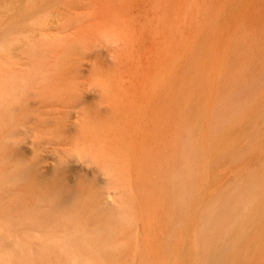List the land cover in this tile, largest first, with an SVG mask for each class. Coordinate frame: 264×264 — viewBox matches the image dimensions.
<instances>
[{"label":"rangeland","instance_id":"rangeland-1","mask_svg":"<svg viewBox=\"0 0 264 264\" xmlns=\"http://www.w3.org/2000/svg\"><path fill=\"white\" fill-rule=\"evenodd\" d=\"M7 69L37 75L31 87L41 110L52 111L56 122L38 133L32 148L20 143L23 163L39 162L41 171L49 167L44 177L64 184L66 194L74 188L84 213L96 195L89 206L124 218L127 223L116 229L139 242L124 244L121 251L129 248L131 259L129 249L127 256L120 251L122 264H138L143 239L148 261L160 243L176 259L161 246L166 254L157 248L149 264H264V0H0V72ZM140 119L149 134L150 123L159 120L166 123L164 138L173 131L171 139L178 141L172 145L168 136L163 141L170 152L158 142L155 150L154 140L144 150L146 157L163 151L172 162L153 152L143 170L140 153L134 173L104 167L107 171L91 174L95 164L84 161V149L97 131L115 128L116 122L118 138L120 126ZM69 123L82 128L79 140L68 134ZM111 128L106 133L114 134ZM87 134L94 137L90 144ZM59 162L66 166L63 176L52 169ZM83 179L86 183L77 184ZM36 182L4 185L6 202L32 205L27 202L44 191ZM173 228L179 236H172ZM170 235L173 247L164 244Z\"/></svg>","mask_w":264,"mask_h":264},{"label":"bare ground","instance_id":"bare-ground-1","mask_svg":"<svg viewBox=\"0 0 264 264\" xmlns=\"http://www.w3.org/2000/svg\"><path fill=\"white\" fill-rule=\"evenodd\" d=\"M8 71L9 70L7 69V71H4L3 73L0 72V74L2 73L1 77H0V156L2 155V157H0V166L3 168V169L0 168V264H122L123 263L122 260H124L123 256H127L126 253L128 252V249H129V248L126 249L127 250L126 253H124V252L122 253L121 248L124 247V244L129 243V242H136V243L139 242L138 238H134L131 236L132 237V239H131V238H129L130 236H128L129 234L126 236L121 235V233H123L122 232L123 230L121 232H118V229H116L117 223H121V224L127 223V222L123 223L124 218H120V219L116 220V216H112V215L109 216L108 215L109 211H106L107 213L104 212L103 213L104 215H102V212H103L102 208H101L102 205L101 206L99 205L101 208L100 210L96 206L92 207L90 205L91 206L90 207L88 205L89 201H91L92 198L88 202L86 201L87 202V204H86L87 205L86 206L87 212L84 213V210L82 209L84 207H82L80 202L78 200H76L77 198H75L76 194L74 193V190H75L74 188H72V190L74 189L73 191L72 190H70V192L67 191L68 193L66 194L65 190H67V189H64L65 187H64L63 183H60V184H63V187H62V186L56 185L55 184L56 182H54V179L52 181L49 178L44 177V175L49 172V170H50L49 167L46 166V168L43 171H41L42 170L41 167L37 166V164L39 162L38 163H30L29 165H26L25 163H23L24 156H25V150H24L25 146L23 147L22 145H20V143L25 140V141H27L29 146L32 148L34 140H35L36 136L38 135V133L41 134L44 131H47V130L49 131V128L51 130L54 123H56V122H53V119L50 118L51 113H53L52 111L41 110V100L39 97H37L36 92L34 91L33 87H31L33 80L37 79V75H35V73L31 74L32 70H30V71L24 70L23 72L19 70L18 71L19 74H15L16 72L14 74H13V72L8 73ZM62 117H66V116L62 115L61 118ZM114 118H113V120H114ZM59 121H62V120H59ZM140 121H141V119H140ZM142 121L145 123V124H142L143 126H141V124L140 125L138 124V123H141ZM142 121L141 122H139V121L138 122H133V121L132 122H125L124 125L122 124L123 126H120L122 129L119 128L121 131H119V135L117 134L118 138H116V122L113 125V126H115V128L112 127L114 130V134L111 133V131H110V133H109V131H108V133H106V131L108 129H110L111 127L105 128L104 126L103 127L105 128V131L104 132H102L103 130L101 132L97 131L98 134H97L96 138L91 137L92 134H94V131H93V133L90 136L91 138L89 139V136H88L89 132H88L87 136H88L89 144H90V140L92 138H94V143H93V145H91V146L89 145V147L84 149V151H87L85 153L88 155V156L84 155L85 156L84 161L90 162L91 164H95V166L90 168L91 174H96L97 172H101L102 168H104V167H107V168L111 169L112 171L115 170L116 167H119V168H117L118 170H116L118 172H121L119 170H122L124 168H125V170L130 168L129 170L134 173L133 166L138 165L139 161H140V167H142V165H144L142 167V169H143L145 166L147 167V165H146L148 163L147 161H149V159H151L150 155L154 152V151L153 152L151 151L153 149V147L155 148V150L160 147L159 145H157V142H158V144L162 145L160 147L161 150L166 149L167 151H169L168 148L165 147V145H167V144L164 145V142H163L166 140L165 138L168 136V134H167L168 131H165V136H166V134H167V136L165 138L163 137V135H164L163 133L165 130L164 125H166V123L163 122V120H159L157 122V124H156V122H155V124L150 123V126L153 127V124L155 126L153 127L154 132H153V128L151 127L150 128L151 133L149 134L148 131H146L144 128V125L147 124L145 122L146 120L145 121L142 120ZM72 123H69L68 128H67V132L71 137L77 138L79 140L80 139L79 138V130L81 131L82 128L79 129V128H77V125H74ZM79 126L83 127V125L81 126V123H80V125L78 124V127ZM169 126L170 125L166 126L167 127L166 130L169 128ZM60 127L61 126H59V128ZM112 128H111V130H112ZM52 129H54V128H52ZM94 129H96V128H94ZM52 131H51V133H52ZM83 133L85 134V131H83ZM170 133L169 134L172 136L173 131H170ZM110 134H112V136ZM175 134H177L176 131H175ZM48 135H49V133H48ZM95 135H96V133L93 136H95ZM170 135L168 136V137H170L169 139H171ZM176 136H178V135H176ZM152 140H154V142ZM167 140H168V138H167ZM172 140H173V142L171 143ZM176 140L178 141V139H176ZM176 140L174 141V139H171V140H169V142L173 145V143L177 142ZM92 141H93V139H92ZM151 141L155 145L152 144L153 147L150 150L151 154L147 155V157H150V158H148V160H146L147 157H146V154H144L145 153L144 150H146L147 146H148L147 149L151 148L150 145H148V143ZM159 141L163 142V144L159 143ZM84 142H85V140H84ZM28 144L26 146H28ZM171 144H169V145H171ZM156 145H157V148H156ZM163 145L165 148H162ZM177 147H178V145H177ZM169 149H171V147ZM166 150H165V152H166ZM176 150H178V149H176ZM28 151H30V150H28ZM147 151H146V153H147ZM160 152H162L161 154H163V151H160ZM160 152L157 151L156 153L159 154ZM171 152L174 153L175 150H173ZM140 153L144 154L145 157H142L143 159L139 158V157H141ZM31 154H32V152H31ZM161 154H159L160 158L163 157L165 160H167L166 156L164 154H163L164 156H162ZM156 155L157 154H155V156ZM168 155H171V157L173 156L171 153H169ZM178 155H176L175 157L178 158ZM152 156H154V155H152ZM159 156L157 157V160L159 159ZM168 158H170V157L168 156ZM137 159L138 160L141 159V160L138 161ZM143 160H146L145 163ZM170 160H172V159L170 158ZM170 160L168 159L167 163H169L168 161H170ZM142 161L144 164L141 163ZM174 161H175V158H174ZM158 162H159V160H158ZM170 162H172V161H170ZM161 163L162 164L164 163V165L161 164L162 166H165L167 164L166 162H161ZM23 164H25V165H23ZM53 164H54L52 166L53 171L59 172V174L61 173L62 174L61 176H63V174L66 173V170H65L66 166L64 164H62L61 162L58 163L59 165L56 163H53ZM171 164L172 163H170L168 166L170 168V170H171V167H170ZM49 165H51V164H49ZM173 165L175 166L177 164H173ZM138 166H136L134 168L137 169ZM155 166L157 167L156 171H158V168H159L158 165H155ZM179 166H180V164L178 165V167ZM83 167H85V166H83ZM146 167L143 170H145ZM168 167L166 168L167 170L162 167L163 170H166L164 172H167L169 170ZM105 170L107 171V169H105ZM139 170H141V168L137 169V171H139ZM160 171H162V169H160L158 171V175H159ZM172 171L173 170H171V172ZM178 172L180 173L179 170H178ZM138 173H137V175H138ZM160 174H161V172H160ZM163 175H165V173L162 174V176ZM168 175H166L164 177L165 179L163 178L164 181L168 179V178L166 179V177ZM177 176L178 175L173 176V178L175 180V182H174L175 184H177V180L179 177V176L178 177ZM57 178H60V177H57ZM81 178H83V177H81ZM81 178H79V180ZM157 178L155 179L156 181H157ZM27 180H29L33 184L37 180V182L34 186L44 190L43 194H41V196L36 197L37 199H35V200L32 199L34 203H30V201H32V200H30V198H25V199H29L30 201L27 203L32 204V205H28V204H24V203H18L19 201L14 202V203H7L6 199H5L6 194H7V192L5 190H7V189H5V186L10 185L8 183L14 184V183L19 182V181H21V182L25 181V184H26L27 182H29ZM61 180H63V179L61 178ZM84 180L85 179H83V181ZM161 180L162 179L160 177V180L158 179V181L160 182ZM57 182H58V180H57ZM60 182H62V181H60ZM92 182L94 183V181H92ZM159 182H158L157 188H159V185H161ZM83 183H86V180L82 183L80 182L77 184L82 185ZM93 183L91 184V186L87 185L88 187L85 186L86 184L83 186H85L86 188L89 189V191H91L90 187L93 189V186H92V185H94ZM162 183H163V181H162ZM165 183H166V181H165ZM57 184H59V183H57ZM77 184L76 185L74 184L75 185L74 187L76 189L79 186V185L77 186ZM16 185L21 186V184H16ZM81 185H80V187H81ZM108 185H110V184H108ZM154 185L156 186L157 183H155ZM83 186H82V189H83ZM114 186H115V184H114ZM114 186H113V188H114ZM162 186H165V184ZM66 187H68V189H70L69 186H66ZM96 187H97V185H96ZM161 187H160V189H161ZM166 187H168L167 183H166ZM6 188H8V187H6ZM12 188H14V187H12ZM15 188H16V190H18L17 187H15ZM10 189L11 188L9 187V190ZM97 189H99V188H97ZM97 189L92 190L94 192L93 193L90 192L91 195L88 194L89 197L92 196L94 198L93 194L95 193V191ZM160 189H157V190H160ZM19 190H20V188H19ZM161 190H163V189H161ZM13 191H15V190H13ZM20 191L23 192V190H20ZM84 191H85L84 194L86 193V191L89 193L88 190H84ZM159 192H161V191H159ZM23 193H25V192H23ZM162 193H164V192H162ZM162 193H161V195H162ZM165 194H167V193L165 192ZM110 195H113V194L111 193ZM97 196H100V193ZM180 196H182V194H180ZM159 197H162L161 200H163V195L159 196ZM98 199H100V198L97 197L96 203H98V201H100ZM173 199H177V198H173ZM173 199H172V201H173ZM70 200L72 202L71 206L69 204V207H66L65 206L66 201H70ZM83 200H84V197H83ZM94 200L96 201V195L92 201H94ZM110 200H112L111 197H110ZM149 200H151V199H149ZM164 200L165 201H163V202H164V204H166L165 202L170 200V199L167 200L165 198ZM11 201H13V200L11 199ZM20 201H22V200H20ZM92 201H91V203H92ZM77 202H79V203H77ZM82 203H84V202H82ZM99 203H101V201ZM168 203L167 204L170 206V201H168ZM126 205L129 206V202ZM116 206H118V204ZM163 206H166V205H163ZM169 206H167V207H169ZM104 209H105V207H104ZM106 209L108 210V208H106ZM127 210L129 211L130 209H127ZM165 210L170 211V209H164V212H165ZM97 211H100V212L102 211V212L101 213L99 212L100 213L99 214ZM162 211H163V208H162ZM166 216H167V213H166ZM169 220H168V222H169ZM166 224H167V221H166ZM166 224H165V226H166ZM170 225H172V224H170ZM165 226H164V228H165ZM178 227L176 226V228H178ZM166 229H167V227H166ZM173 230H174L173 231L174 234L172 236L174 237L177 234H176L175 228H173ZM126 231L128 232L127 229H126ZM164 231H165V233H167L166 230H164ZM177 231H179V230H177ZM133 234H134V232H133ZM170 236H169V239L171 238V241L169 243H164V244L169 245V246H171L170 243L171 244L173 243L172 236L171 237ZM177 236H179V235H177ZM164 238L165 237H163V240H164ZM143 240H145V239H143ZM143 240H141L142 242H140L142 247L140 246V249H141V251L139 253L140 261L138 262V264H149L148 262L151 260V257H154L155 255H157L156 253L159 252L158 249H161L160 248L161 246L163 248L165 246H163L162 243H160L161 246L159 245V247H157L158 249L156 248L157 252L154 253L155 254L154 256L152 254V256L149 257L150 259L148 261V251H149V250H147L148 244H146L147 242L145 243V241H143ZM177 240L179 243V237L177 238ZM175 241H176V239L174 238V243L177 242V241L176 242ZM125 245L127 246V244H125ZM131 245H133V244L130 243V246ZM135 246H136V244H135ZM174 246H177V245H174ZM148 247H149V245H148ZM150 247H151V245H150ZM172 247H173V244H172ZM172 247H171V250H172ZM177 248H178V246L176 247V249ZM181 248H182V246H181ZM165 249L166 248H164V250ZM176 249L174 248L173 251H176ZM150 250H151V248H150ZM169 250H170V248H169ZM120 251H121L122 255L124 254L123 256L121 255ZM123 251H125V250H123ZM160 251H163V250L161 249ZM167 252H168V250H167ZM170 252L171 251H169L168 253H170ZM128 253H129L128 256L130 257L131 256L130 255L131 254L130 249H129ZM164 253L166 254V252L163 251V254ZM171 253H170V255H172ZM149 254H151L150 251H149ZM170 255L168 254V256H170ZM168 256L166 255L167 258H170V259H171V257L174 258L173 255L171 257H168ZM175 257H177V255ZM167 258L164 257V259H167ZM177 258H180L179 255ZM130 259H131V257H130ZM158 259H160V258H158ZM174 260H176V259L174 258ZM129 262L130 261H128V263ZM124 263L127 264V262H125V261H124ZM158 263H159V261H158ZM166 263H168V262L166 261ZM176 263H178V261Z\"/></svg>","mask_w":264,"mask_h":264}]
</instances>
